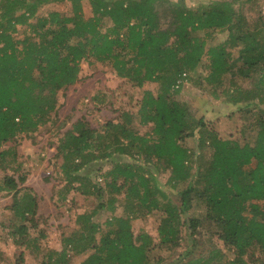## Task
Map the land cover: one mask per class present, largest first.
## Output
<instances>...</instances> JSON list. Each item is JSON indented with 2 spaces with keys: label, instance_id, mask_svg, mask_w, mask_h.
Segmentation results:
<instances>
[{
  "label": "trees",
  "instance_id": "16d2710c",
  "mask_svg": "<svg viewBox=\"0 0 264 264\" xmlns=\"http://www.w3.org/2000/svg\"><path fill=\"white\" fill-rule=\"evenodd\" d=\"M83 1L91 10L87 19ZM157 1L174 6L165 29ZM65 2L68 14H39L42 6ZM236 2L241 0L184 8L170 0H0V193L12 197L17 243L25 237V250L36 258L46 238L34 219L37 201L24 186L28 175L15 163L14 147L2 146L32 138L41 127L65 125L58 120L56 94L79 80L81 62L106 63L136 88L158 85L156 94L143 91L136 112L138 125L150 132L138 135L133 115L121 112V121L99 129L77 119L58 139L55 157L65 192L91 195L95 206L76 216L60 251L40 264H68L71 250L83 256L80 264H152L151 251L179 246L182 226L194 247L200 239L205 247L198 255L189 248L171 264H264V19L250 28L233 9ZM17 27L25 28L21 38L15 37ZM221 34L224 43L208 45ZM200 66L207 73L199 86H209L212 99L239 105L238 139L219 136L212 119L194 118L176 99ZM236 77L253 79L254 90L232 87ZM187 139L195 148L184 146ZM155 166L169 171L166 183L177 202L158 187ZM90 173L102 178L103 188ZM119 197L125 214L116 216ZM194 202L199 215L191 213ZM99 212L109 216L97 222ZM154 213L158 241L145 232L134 235L132 222ZM30 229L38 230L35 237ZM22 257L15 264H23Z\"/></svg>",
  "mask_w": 264,
  "mask_h": 264
},
{
  "label": "rangeland",
  "instance_id": "374dc122",
  "mask_svg": "<svg viewBox=\"0 0 264 264\" xmlns=\"http://www.w3.org/2000/svg\"><path fill=\"white\" fill-rule=\"evenodd\" d=\"M170 1L177 3L180 7L194 8L209 0ZM173 7V5L166 6L160 1L155 3V11L161 29L168 27L169 9H173ZM49 9L68 14L70 7L66 2L47 4L39 8V14H45ZM233 9L247 20L250 28L258 23L259 18L264 19V0H241V2H236L233 5ZM82 10L84 18L91 17V10L87 1H83ZM108 25L109 22L104 20L103 28ZM17 29L18 33L15 37L21 38L25 28L17 27ZM225 35L217 36L208 45L214 46L224 43ZM230 53L232 57L237 56L236 49L231 50ZM91 61L93 64L81 62L79 80L73 86L64 91H58L56 94V101L60 105L57 109L58 120L65 121L63 127H59L58 123L52 127L47 125L39 128L32 138H18L15 143L9 142L2 146V149L14 147L17 154L15 163H21L20 172H25L28 175L24 186L30 187L32 195L36 198L37 211L34 219L39 225L38 229L46 234V238L39 243L41 251L38 258L31 251L25 250V243L23 242L25 237L21 243H17L19 237L13 227L17 223L12 219L13 214L9 209L12 205V197L10 194L0 193V264H15L21 253L23 254V264L46 262L47 255L52 254V251H60L62 239L74 231L76 216L91 211L95 206L94 198L91 195L84 196L72 191L65 192V184L61 180V160L55 157L56 146L62 133L70 129L71 123L77 119L85 118L92 128L99 129L107 121H121V112H128L133 115L132 124L138 135L150 132V126L138 125L136 112L143 91L150 90L156 94L158 85L146 83L142 88L133 87L127 81L117 78L108 64ZM203 63V65L208 63L206 58H204ZM206 73V66H200L195 73L188 76L184 80L176 99L189 107L194 118L207 116L212 119L213 125L210 126L214 127L219 136L225 139H238L239 126L242 122L237 110L239 105L234 106L225 99H212L210 96L211 88L206 85L199 86V80L204 78ZM231 81L232 87H237L243 91L254 90L253 79L246 80L236 77ZM195 145L192 139L184 141V146L188 149L195 148ZM159 167L155 166L156 169L153 171L158 187L166 192L174 202H177L178 194L172 191L166 183L169 171L162 172V168ZM108 169L109 166L107 165L103 168V172ZM85 170L87 171L86 168ZM2 174L0 173V176ZM90 179L99 184L100 188L104 187L102 178H96L94 173H90ZM181 187L183 185L179 186V188ZM194 205L191 213L199 215L201 208L197 202H194ZM123 214H125L123 198L119 197V208L115 215L121 216ZM157 214L154 213L134 220L132 222L133 234L145 232L157 242V218L159 216ZM108 216L109 214L106 212H99L95 215L94 220L103 222ZM37 231L30 229L29 236L35 237ZM187 235L186 226H182L178 240L179 246L156 248L149 253V261L152 264H171L179 260L186 250L189 251V248L194 251L195 255H198L205 247L203 239L198 240L194 247ZM199 238L201 236H198ZM68 257V264H80L83 260V256L76 255L73 250L68 251Z\"/></svg>",
  "mask_w": 264,
  "mask_h": 264
}]
</instances>
